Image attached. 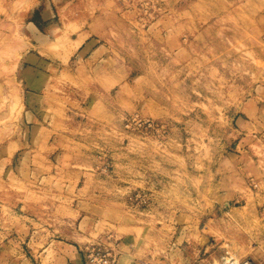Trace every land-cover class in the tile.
I'll return each mask as SVG.
<instances>
[{"label":"rangeland","instance_id":"1","mask_svg":"<svg viewBox=\"0 0 264 264\" xmlns=\"http://www.w3.org/2000/svg\"><path fill=\"white\" fill-rule=\"evenodd\" d=\"M224 259L264 264V0H0V264Z\"/></svg>","mask_w":264,"mask_h":264},{"label":"crops","instance_id":"2","mask_svg":"<svg viewBox=\"0 0 264 264\" xmlns=\"http://www.w3.org/2000/svg\"><path fill=\"white\" fill-rule=\"evenodd\" d=\"M50 26V25H49ZM31 60H32V62H36V64H38V68H39V70L40 71H38L39 73V92H38V94L37 95H31L30 97H29V99H28V103L31 105H29L30 107H32L33 109L35 108V104H33L32 105V103L34 102V101H38L39 103H41V101H43L44 99H46L47 98V89H45V85H43L42 84V82H43V80H46L47 78H49L51 75H52V73H53V75L54 74H56L57 73V66H56V64H54V65H50V67L52 68V70H53V72L52 73H50L49 75H47V74H44L42 71H41V69L43 68V65L45 64L46 66H47V63L46 62H43L41 59H37V60H35L33 57H31L30 58ZM55 76V75H54ZM55 79V78H54ZM34 84H35V81H34ZM72 259H74V260H76V257H75V254L74 255H72V257H71ZM73 260H69V263L70 262H72Z\"/></svg>","mask_w":264,"mask_h":264},{"label":"built area","instance_id":"3","mask_svg":"<svg viewBox=\"0 0 264 264\" xmlns=\"http://www.w3.org/2000/svg\"><path fill=\"white\" fill-rule=\"evenodd\" d=\"M222 264H251L248 261L238 263L237 261H234L233 259H224Z\"/></svg>","mask_w":264,"mask_h":264}]
</instances>
